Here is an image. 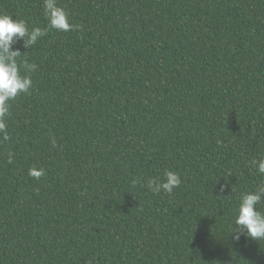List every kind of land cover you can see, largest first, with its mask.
Wrapping results in <instances>:
<instances>
[{
  "label": "trees",
  "instance_id": "trees-1",
  "mask_svg": "<svg viewBox=\"0 0 264 264\" xmlns=\"http://www.w3.org/2000/svg\"><path fill=\"white\" fill-rule=\"evenodd\" d=\"M58 4L79 29L0 0L48 29L14 46L38 67L0 136V264H264V240L233 233L264 183V0ZM166 170L182 183L156 194Z\"/></svg>",
  "mask_w": 264,
  "mask_h": 264
},
{
  "label": "clouds",
  "instance_id": "clouds-1",
  "mask_svg": "<svg viewBox=\"0 0 264 264\" xmlns=\"http://www.w3.org/2000/svg\"><path fill=\"white\" fill-rule=\"evenodd\" d=\"M44 12L48 19V29L67 32L80 27L70 22L68 12L59 6L58 0H44ZM48 29L40 27L30 29L27 21L13 19L12 14L0 13V136L2 140L9 138L7 133L9 102L21 93L30 92L33 87L30 73L36 71L38 67L35 63H29L26 58L27 52L22 53L20 48L14 46L22 42V46L29 49L41 37L47 35ZM51 143L56 146L55 137L51 138ZM13 157L14 153L9 151L7 154L9 164L13 162ZM250 163L260 174H264V157L254 158ZM44 171L43 168L39 170L31 168L29 175L39 179ZM138 182L134 180L133 184ZM181 183L179 173L166 170L162 180L149 179L148 187L156 194L161 191L171 194ZM227 188L228 185H221L219 191L223 193ZM239 201L234 239L239 240L244 236L257 241L264 240V211L258 208V205L264 201V183L255 186L254 191L241 193Z\"/></svg>",
  "mask_w": 264,
  "mask_h": 264
}]
</instances>
